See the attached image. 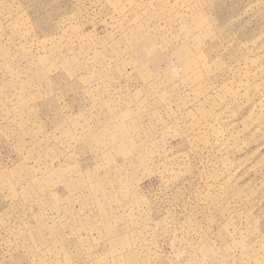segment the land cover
<instances>
[{
  "label": "rangeland",
  "instance_id": "1",
  "mask_svg": "<svg viewBox=\"0 0 264 264\" xmlns=\"http://www.w3.org/2000/svg\"><path fill=\"white\" fill-rule=\"evenodd\" d=\"M0 264H264V0H0Z\"/></svg>",
  "mask_w": 264,
  "mask_h": 264
}]
</instances>
